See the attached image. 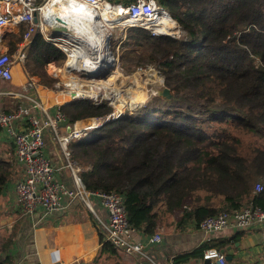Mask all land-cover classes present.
<instances>
[{"label": "trees", "instance_id": "16d2710c", "mask_svg": "<svg viewBox=\"0 0 264 264\" xmlns=\"http://www.w3.org/2000/svg\"><path fill=\"white\" fill-rule=\"evenodd\" d=\"M159 3L177 20L183 38L131 29L142 31L136 42L145 40L146 53L139 58L159 69L172 96L158 94L72 141L86 187L122 192L130 222L148 233L176 212L182 224L243 205L264 209V189H256L264 185V0ZM28 48L44 66L67 58L41 34ZM61 109L73 124L113 107L75 98ZM1 152L0 195L17 168L16 159ZM100 233L104 250L118 249ZM209 246L178 254L174 263L202 257ZM11 258L1 253L0 264H12Z\"/></svg>", "mask_w": 264, "mask_h": 264}, {"label": "built area", "instance_id": "2783aa9c", "mask_svg": "<svg viewBox=\"0 0 264 264\" xmlns=\"http://www.w3.org/2000/svg\"><path fill=\"white\" fill-rule=\"evenodd\" d=\"M74 3H82L91 7L94 15L90 16V19H99L104 27L127 29L141 25L153 35L168 34L177 38L182 35L181 32L174 35L158 28L161 26L160 18L165 15H169L177 22L171 13L159 3V0H0V41L10 28L21 24L26 27L24 42L19 46L16 53L0 52V81L13 80L14 65L17 62L24 63L26 61L29 46L27 44L32 42L38 28L43 29L49 25L64 28L57 18L54 22L50 21L52 15H49L47 11L49 5H72ZM108 5H110V12L116 15L110 19L111 24L106 23L107 19L103 14ZM117 7H121L120 13L113 9ZM111 37L112 33L108 34L109 40ZM57 46L67 53L68 64L74 62L75 56L78 62L88 55L85 51V46L88 45ZM89 55L92 56V62L99 63V51L96 53L92 51ZM112 59L115 64L117 60L113 53ZM83 62L84 65L88 64L84 60ZM106 66L108 67V64ZM69 70L71 73L78 72L74 65ZM79 72L85 77V80L86 78L90 79L81 69ZM33 86L34 83L30 82L27 87ZM80 87L85 91L80 98L88 97L94 98L98 102L103 101L104 96L96 85L87 88L88 84L80 83ZM3 93L6 92L0 90V94ZM18 95L27 97L31 103L19 104L11 111L0 110V130L13 141L16 159L23 167V175L16 182L15 192L17 201L25 212L31 215L40 209L45 210L46 213L55 212L63 210L70 204L81 203L94 216L103 234V241L112 243L128 254H144L145 243L135 239L138 229L130 222L125 195L118 190L106 191L87 188L81 176L83 167L74 158L69 146L71 140L82 139L91 129L104 125L107 119L120 116L121 109L97 120L98 123L95 125L78 127L75 123L71 131H63L62 123L67 122L68 119L60 107L52 112L49 111L39 96H29L24 93ZM35 109H39L41 114H37ZM21 122L24 124L20 126L19 123ZM47 131L53 133L60 144L64 157L62 165L54 164L47 152ZM62 169H67L70 172L71 183H67L59 177ZM256 189L261 191L264 189V185L258 183ZM100 207L107 212L106 218L99 211ZM260 224H264V209L252 205H243L233 210H221L208 215L200 221L199 226L205 233L211 234L229 228L248 229ZM163 240V234L156 232L149 237L148 242L157 244ZM204 259H211L216 264H228L226 254L217 247L206 249ZM58 262L64 264L62 261Z\"/></svg>", "mask_w": 264, "mask_h": 264}, {"label": "crops", "instance_id": "0c3cea01", "mask_svg": "<svg viewBox=\"0 0 264 264\" xmlns=\"http://www.w3.org/2000/svg\"><path fill=\"white\" fill-rule=\"evenodd\" d=\"M51 10V7L50 10L47 9L49 15ZM22 28L24 29L22 30L23 33H25L26 27L24 24L12 27L7 31L2 41H0V52L8 51L14 54L19 50V46L24 42V34H22L21 42L13 39L14 44H12L11 39L8 41V38L11 32L20 31ZM104 28L107 30L108 26ZM65 32L64 28L61 29L60 26L56 28L49 25L43 27V29L38 28L33 39L36 35L41 34L43 38L56 46L81 44L78 40L71 41L70 37L64 35ZM31 44L32 42L27 45ZM13 45H16V49L10 51ZM85 51L88 54L92 51L96 53L94 47L90 45L85 46ZM67 60L68 55L63 64L58 65L55 62H50L46 65L45 72L56 82L54 86L43 82L42 77L39 75L31 74L26 61L24 63L17 62L14 65L13 80L0 81V86L5 83H12L11 88L7 90L0 89L6 92L0 94V110L11 111L19 104L27 105L31 103L27 97L18 95L19 93L39 96L49 111L52 112L59 107L61 108V105L66 102L74 100L73 92L80 85L67 83L63 72L66 73V78H69V76L75 78L78 75L84 80L85 77L79 71L85 69V65L84 68H81V65H77L79 67L75 66L78 72L71 73L70 70L61 72L60 68L68 67ZM81 63L84 64L83 60L78 61V64ZM99 70L103 69L100 68ZM75 81L77 82V80ZM30 82L34 83L33 87H27ZM35 112L41 114L39 109H35ZM23 124V122L19 123L20 126ZM90 124H92L90 120H81L77 123L78 127H85ZM74 125L75 123L72 124L70 121L62 123V130L69 131V128ZM0 132L4 133L2 130ZM52 135L53 133L50 131L46 132V139L51 141L50 145L47 144V152L54 164L59 166L64 163V157L60 144H58L59 149H57L56 144L59 142ZM9 140L14 146L13 141ZM16 163L21 169L20 176H22L23 167L17 159ZM59 177L65 182L71 183V174L67 169H62ZM15 185L16 183L11 188L10 210L7 209L0 216V254H10L12 264H61L58 261H62L64 264H175L173 258L176 255L193 251L204 244L210 245L208 248L217 247L216 245H218L220 250L230 246L231 248L224 252L226 255L233 257L232 260H228V264H264V224L248 229L229 228L207 234L200 228V222L194 218H188L180 224L182 213L176 212L162 216L156 230L152 233L138 229L135 239L145 243L144 254H128L121 249H103L101 231L95 218L81 203L70 204L63 210L55 212L46 213L45 210L40 209L37 213L31 215L26 213L18 203ZM99 211L105 218L107 217V212L103 208L100 207ZM156 232H161L164 240L161 243L150 244L148 239ZM223 240H226L227 243L221 245ZM213 263L214 261L211 264ZM182 264H206L204 254L202 257L191 258Z\"/></svg>", "mask_w": 264, "mask_h": 264}, {"label": "rangeland", "instance_id": "374dc122", "mask_svg": "<svg viewBox=\"0 0 264 264\" xmlns=\"http://www.w3.org/2000/svg\"><path fill=\"white\" fill-rule=\"evenodd\" d=\"M138 27L141 25H137ZM135 27V26H133ZM143 27V26H141ZM24 30L23 28L17 32H11L8 41L11 39L12 44L15 41H20L22 39V34ZM107 33H112L111 40H109V51L111 54L116 57V63L114 66L105 67L103 70L102 75L96 76L89 79H82L80 76L66 78V72L70 69L68 67L60 68V71L64 73V79L67 83L68 79L71 80V83L74 82L76 85L81 84H88L87 88H91L92 86L96 85L99 87L100 93L103 94V102H107L113 107V110L110 113L115 112L118 109H121V114L129 109H134L139 107L140 105H144L149 103L154 97L159 94V90L166 87L165 85V76L159 71V69L151 64H148L144 58H141L146 53V45H141V43H145V40H140L136 42V36L140 35L142 31H137L131 29V27L125 29L118 28H108L105 30ZM181 37H184L182 33L183 30L181 28ZM15 39V41H13ZM16 45H13L10 51H14ZM29 49V48H28ZM136 49L137 52H132L131 50ZM142 56L139 58V55ZM137 57L138 61H134L133 57ZM27 68L30 70L31 74L39 75L42 77V81L46 84L54 86L56 84L53 79L49 77V75L45 72L46 66L41 65L30 53L27 51ZM77 62V60H76ZM78 64V62H77ZM79 65V64H78ZM77 80V82L75 81ZM12 83H5L0 86V89H9L11 88ZM86 89V88H85ZM115 95V99H113V95ZM117 94V96H116ZM109 95V96H108ZM111 96V97H110ZM109 98V99H108ZM112 98V100H111ZM74 99V98H73ZM76 99L80 100H89L92 102L98 103V100L94 98H80L76 97ZM102 102V101H101ZM64 112V111H63ZM65 113V112H64ZM108 114L103 116H91L87 118H80L74 121L73 123H78L81 120H99L105 118ZM66 115V113H65ZM67 116V115H66ZM68 121L69 118L67 116ZM92 131V129L90 130ZM90 131L85 135L87 136ZM54 136V135H52ZM9 137L5 133L0 132V149H2V156L6 158H13L15 159V154L12 156L9 154L10 150L14 149L13 144L8 139ZM78 140V139H77ZM71 140L69 146L71 147ZM47 144L50 145L51 141L47 140ZM59 143L56 144L57 149ZM14 152V150H13ZM17 168L14 169V179L11 184L7 187L4 194L0 195V216L5 213L7 209L10 210V199L12 198V185L15 184L20 179V171L21 169L16 166ZM18 173V176H17ZM11 186V187H10ZM13 202V201H12ZM90 213V212H89Z\"/></svg>", "mask_w": 264, "mask_h": 264}, {"label": "bare ground", "instance_id": "6f19581e", "mask_svg": "<svg viewBox=\"0 0 264 264\" xmlns=\"http://www.w3.org/2000/svg\"><path fill=\"white\" fill-rule=\"evenodd\" d=\"M50 7L52 8V10L49 11L50 15H52L50 21L54 22L57 18L60 24L64 27V31H66L65 33H67L69 37L73 39L76 38L78 41H80V45H90L94 47L97 52L99 51V59L102 60V63H96V61L92 62V56L88 54L86 57L84 56L83 58V60L88 63L87 65L85 64L87 66H85V68L92 69V71H97L99 70V67H102V69L104 70V68L106 67V63H103V60H112V54L109 51L108 33L103 27L104 24L99 19H90V16L94 15V11L92 10V8L82 3H74L72 5H49V10ZM109 8L110 5H108L103 12L105 18L107 19V24H111L112 22L110 21V19L116 16L113 12H110ZM113 9H115L117 13H120L122 11L121 7ZM159 23H161V26H159L158 28L169 31L174 35H177L181 31V26L176 21H174V19H172L169 15L161 17ZM73 53L77 55L74 51ZM76 60L77 59L75 56L74 62H71L72 64L70 63L68 65L69 68H71V66L73 65H78ZM80 65L81 68H84V64L81 63L79 64V66ZM68 82H70V85L75 84L74 82L71 83L70 79H68ZM75 93L76 96L80 97L82 94L85 93V91L79 86L75 89ZM113 99H115V95H113ZM96 123H98V121L96 120L92 122V124L94 125Z\"/></svg>", "mask_w": 264, "mask_h": 264}, {"label": "water", "instance_id": "95a60500", "mask_svg": "<svg viewBox=\"0 0 264 264\" xmlns=\"http://www.w3.org/2000/svg\"><path fill=\"white\" fill-rule=\"evenodd\" d=\"M64 35H67V37H69L67 33H64ZM70 39L71 40H74V41L77 40L76 38L73 39L71 37H70ZM99 63H102V60H100ZM103 63L108 64V67L109 66H114L113 59L112 60H106V61L103 60ZM82 71H83V73L86 76H89V77H96V76H100V75L104 74L103 72H101L99 70L92 71V69H89V68H85ZM159 94L160 95H165V96H168V97H171L172 96V93H171L170 88L168 86H166L163 89L159 90ZM73 98H76V93L75 92H73ZM108 120H110V119H107L106 121H108ZM69 131H71V128H69ZM230 248L231 247L229 246L228 248L221 249V251L222 252H225L226 250H229ZM226 257H227V260H232L233 259V257L231 255L230 256L226 255ZM205 263L206 264H211L212 263V260L211 259H205ZM213 264H216V263L214 262Z\"/></svg>", "mask_w": 264, "mask_h": 264}]
</instances>
